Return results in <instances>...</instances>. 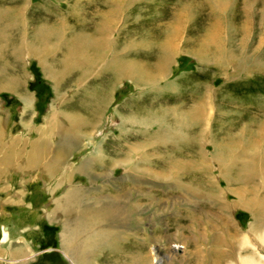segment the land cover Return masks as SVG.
Returning <instances> with one entry per match:
<instances>
[{"label":"rangeland","instance_id":"374dc122","mask_svg":"<svg viewBox=\"0 0 264 264\" xmlns=\"http://www.w3.org/2000/svg\"><path fill=\"white\" fill-rule=\"evenodd\" d=\"M46 77L54 81L45 83ZM94 109L91 137L59 158L66 169L50 179L44 172L11 170L0 180V240L2 228L9 231L0 242V264H71L60 244L63 225L80 219L61 213L65 193L78 188L97 194L87 197L96 210L103 193L130 181L118 165L107 172V182L73 169L86 158L110 166L128 146L135 161L144 156L159 162L156 144L163 161L210 159L206 173L199 169L200 190L213 185L221 193L211 201L194 197L186 175L165 185L141 181L129 195L130 208L139 212L138 223L122 230L129 233L117 235L100 222L119 248L120 238L131 242L136 235L138 242L149 240L148 254L159 250L160 264H176L172 254L189 264L175 228L186 212L196 218L204 248L221 224L232 222L244 234L256 223L251 206L227 213L219 200L235 204L239 190L254 202L264 198V163H257L264 157V0H0V141H33L53 127L47 121L52 113L53 122L64 125L62 118L87 117ZM49 134L57 145L58 137ZM100 187L105 191L98 194ZM259 222L264 264L263 211ZM240 237L232 239L236 248ZM249 239L250 253L255 241Z\"/></svg>","mask_w":264,"mask_h":264},{"label":"bare ground","instance_id":"6f19581e","mask_svg":"<svg viewBox=\"0 0 264 264\" xmlns=\"http://www.w3.org/2000/svg\"><path fill=\"white\" fill-rule=\"evenodd\" d=\"M87 64H89V67L91 68L95 66L94 64ZM98 112V109H94L87 112V117L72 118L69 116L62 118L66 120V123L64 125L53 122L55 121L56 117L54 112L50 115L47 121L49 122V125H53V127L55 125L56 127L53 128L52 126H48V128L46 129H41L38 138L34 139L33 141L18 136H12L8 140H5L1 136L0 152L2 150H5L3 152L5 153V157H0V179L9 174V171L11 170L18 173L28 174L29 172H36L44 169L48 174H51L50 176L53 177L54 174L58 173L59 170L66 169L65 160L59 158L64 155V153L72 151L74 148L81 146L82 140L91 137L90 131H92V128L96 126L95 123L96 118L98 117ZM83 130H85L84 133L82 132ZM49 133H53L58 137L56 146L51 145L49 141ZM259 135V132L257 133V135H255V141H260ZM1 146H4L3 149H1ZM160 147H162L161 144H156L155 148H152L154 155L159 156L160 154L158 158L159 162L156 161L152 163L149 158L146 159L144 156H141L137 161H135V158H131V153L135 151L131 146H128V150L125 153H121L120 151L121 157H119V159L116 158V156L115 158H111L112 161L110 163V166L107 165V162L105 163L106 160L89 161V158L83 159L80 164L75 166L73 170L81 173H86L87 175L91 174L96 179L105 178V182H107L106 177H109L108 175L106 176L107 172L111 168H114V166L118 165L120 166V168H122L123 177L126 176L130 181L124 185H121V188H119L116 193L110 192L108 193V195H105V193H103L105 197L104 201H102L101 207L96 210L92 208L93 205L91 202L87 203V197L91 195L89 196V199H93L98 197L97 194L92 195V193L88 190L82 191V189L78 188H72L68 193H65L67 197L64 198V204L61 205V213H68L71 215L73 214L74 221L80 219V223H67L66 226L63 225V231L66 233L63 232V236L65 237V239L62 240L63 242L61 241L60 244H62L61 247L65 258H67L71 264H160L161 261H163V258L160 257L159 250H156L152 247L151 254L147 253L146 247L149 243L148 239H139L140 241L138 242L137 236L132 235L133 238L130 242L129 240L121 236L122 238H120V242L124 244L122 248H119L116 240H114V238L110 236L112 232H108V228H110L113 230L115 229V233L117 235H121L122 233L125 234L126 232H123L122 230H126V227L131 226L133 223H138L136 215L139 212L130 208L131 204L129 195H131L132 190L136 191V187L139 186L138 184L141 181H145L146 179L149 181L151 179H157L160 182L164 181L163 183H161V185H165L167 184L165 182H171L170 180L175 181L177 179L183 178V176L186 175L187 178L193 181L194 187H191L190 189L193 191L192 195L194 197H208L210 201L212 200V198L217 199L218 197H220L221 191H219L217 187L213 185L211 186L212 188L209 192L201 191L203 188L200 187L201 175H199V173L201 172L199 171V169L203 170V173H206V168L207 166L209 167L210 159H190L186 161L176 159L173 161H163L161 151L159 150ZM53 152H56L54 155L57 154V156L55 158L53 156L54 160L53 163H51V161L48 159V155L50 153L52 154ZM261 157L262 156L260 155V159H257L258 164L260 162L264 163V157H262L263 159ZM45 161H49L50 164L45 165V168H43V163ZM202 165H204V167ZM145 166H148L149 169H145ZM155 169L157 170L154 171ZM50 178L51 177H49V179ZM65 179L62 180L68 181L67 175H65ZM175 184L179 185L178 183ZM101 188L102 187H100L99 190ZM180 188H182V186H180ZM103 191H105V188H102L98 194H101ZM211 191H213V193H210ZM237 192L239 194L237 193L238 196L235 204H231L227 200H219L220 207L225 212L229 213L231 209L235 207L238 208V206H251V211L256 218L255 226H251L247 232L242 234L237 228H234L233 226L231 227L230 223L232 222L224 223L223 225L221 224L220 232L213 234L210 240V246L208 248H204L203 239L206 240V238H203V236H201L198 232L196 226V218L189 215V213L186 214V212L182 217L183 223H176L175 228L180 231V239H185V252L190 255V258L188 259L189 264L261 263L259 255L261 254L260 252L262 250L260 248V243L258 245L257 241H263V237L261 235L262 223L259 221L262 211L264 214V198L262 197L263 202L260 200L254 202L251 199H246L244 193L241 190ZM68 195L70 199L69 201ZM144 196L146 197V200L149 201V194H146ZM122 199L127 200L128 202L125 201L126 203H123ZM260 207H262L263 209ZM170 211L171 210L169 209L168 212ZM102 221L108 222L105 226L108 228H104V223H100ZM129 221L130 223H128ZM47 224L52 225L54 223ZM228 226L232 229L231 231L228 230ZM68 227L69 229H67ZM2 229L3 232L1 233L2 238L0 242H2L4 238H6L7 233L9 232L8 230H6V228ZM128 233L129 232H127L126 234ZM250 235L254 236L255 243L253 244L254 250H251L252 252L249 253V251L246 250L245 245L248 242L251 243L249 239ZM236 237H240L241 239L238 248L234 247L232 243V239ZM133 239L135 240V242H133ZM105 244L109 245L110 247L106 246ZM104 245L108 247L106 251L102 250ZM101 250L104 252L100 253L99 251ZM244 252H248L249 255L244 256ZM240 254H242V256ZM172 255L174 257L172 256L170 261H176V264H180L182 262L184 256L176 257L177 254L176 256L175 254ZM237 255L240 256L238 257ZM150 258H152V263L150 262Z\"/></svg>","mask_w":264,"mask_h":264},{"label":"crops","instance_id":"0c3cea01","mask_svg":"<svg viewBox=\"0 0 264 264\" xmlns=\"http://www.w3.org/2000/svg\"><path fill=\"white\" fill-rule=\"evenodd\" d=\"M24 11H25V8H24V7H19V8H18V13H19V14H24ZM22 18H23V17H22ZM52 81H54V80L46 77V80H45L44 82H45V83H51ZM11 82H12V81H11ZM0 121H1V120H0ZM0 123H1V122H0ZM0 126H1V125H0ZM38 136H39V134H38ZM38 136H37V138H38ZM37 138H36V139H37ZM46 141H48V140H46ZM50 143H51L52 146L55 145V142H51V141H50ZM55 146H56V145H55ZM55 153H56V152H54L53 154H55ZM41 163H42V162H41ZM49 164H50L49 161H48V162L45 161V162L43 163V165H44L43 168H45V165H49ZM39 172H44V173L47 174L48 177H51V176H50L51 174L49 175L44 169H43V170H40ZM0 180H1V179H0ZM22 248H23V250H24L25 247H22ZM27 249H28V248H27ZM29 249H30V248H29ZM29 249H28V250H29ZM16 252H17V251H16ZM16 252H15V253H16ZM16 255H19V254L16 253ZM14 257H15V256H14Z\"/></svg>","mask_w":264,"mask_h":264}]
</instances>
